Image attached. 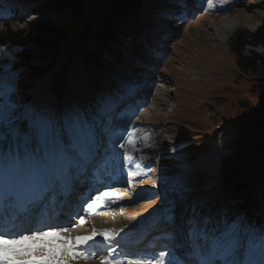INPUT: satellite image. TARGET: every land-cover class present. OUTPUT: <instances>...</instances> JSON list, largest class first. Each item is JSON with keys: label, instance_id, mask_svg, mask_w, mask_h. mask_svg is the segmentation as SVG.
<instances>
[{"label": "rangeland", "instance_id": "1", "mask_svg": "<svg viewBox=\"0 0 264 264\" xmlns=\"http://www.w3.org/2000/svg\"><path fill=\"white\" fill-rule=\"evenodd\" d=\"M24 1L14 0L4 6L6 12L0 13V32L4 31L6 24L14 32L25 29L28 22L48 20L58 32L51 42L53 55L45 57L44 61L52 59L55 71H58L60 62L66 59L64 57L80 54L78 35L81 28L86 22L96 25L105 5V0H83L80 9L67 11L76 16L74 25L67 30L50 19L64 10L49 13L47 9H38V1ZM143 1L146 7L143 6L137 22L121 17L119 24L123 32L139 33L150 37L151 41L143 46L144 50L138 55H133L123 44L130 36L120 32V40L113 36L112 41L122 44L125 51L116 60L117 68H107L102 86L100 83L95 87L102 91L97 99L108 94L113 98L111 121L116 136L124 131V124L135 114L139 118L134 119L133 124L140 126L137 134L151 133V137L149 143L140 141L139 151L131 161L118 154L112 155V152L119 153L121 150L112 149L108 142L109 153L102 155L88 172H97V179L104 184L102 176L110 171L112 174L118 170V174L127 181V173L132 171L135 173L132 183L129 186L123 180L119 186L112 187L109 190L113 193L112 204L105 209L99 208L89 220L92 224L87 222L89 217L85 216V225L74 230L80 228V234L88 233L92 227L112 230L118 232V236L122 235L124 240L142 236L143 246L149 240L163 236L169 247H179L178 241L185 237L184 217L187 219L193 212L212 216L227 212L225 206L221 208L225 199L234 202L236 198L241 200L244 197V188L237 185L252 186V191L246 193L249 199L246 205L250 207V197H254L258 203L255 204L258 215L263 217L260 222L264 223V119L258 122L247 119L244 116L246 109L239 105L240 102L255 104L259 92L250 88L248 76L236 70L235 58L229 49V41L235 32H254L264 21V0H232L233 5L226 13L205 11L207 6L205 8L203 3L206 0ZM16 8L19 10L14 12ZM17 12L21 13L20 16L29 13L26 17L18 18ZM33 48L36 50L37 46ZM16 50L15 47H8L0 51V68L5 84L9 82L10 73H15L9 71ZM250 51L264 55L263 48L252 46L245 49L244 55ZM78 62L80 69L82 58ZM68 74L73 75L70 71ZM85 76L90 75L85 71ZM18 77L21 81L19 87L24 82V91L30 95L28 101L37 107L62 109L74 104L87 105L93 94L83 86L86 97L82 99L81 96L78 102L68 91L65 97L56 94L54 89H60L55 83L58 79L56 75L48 74L37 80H29L24 74ZM128 86L134 89L131 95L124 92ZM111 88L116 94V102ZM158 97L162 99L163 106L155 113L148 112L147 107L152 106ZM60 98H64V101L59 102ZM143 112L146 115L141 116ZM166 128L170 132H166ZM104 162L107 167L115 165L118 169L107 170ZM147 165L152 166L151 171ZM181 166H186V176L191 186L183 196L175 190ZM80 181H87L86 174L77 178L69 193L83 189ZM88 197H84V200H88ZM76 204L80 206L81 202L77 201ZM65 209L72 212L70 202H66ZM126 209H129V213L125 214ZM170 209L176 210L177 224L169 222ZM48 210L52 212L53 209L49 207ZM78 210L81 212V207ZM105 214H114L111 222L102 219ZM97 217L101 218V222H94ZM53 219L63 221L61 215ZM102 222L106 226L105 223L109 222L112 229L96 226ZM172 233L177 236L175 243ZM118 236L116 239L120 242ZM97 260L100 261L94 259L87 263Z\"/></svg>", "mask_w": 264, "mask_h": 264}, {"label": "snow or ice", "instance_id": "2", "mask_svg": "<svg viewBox=\"0 0 264 264\" xmlns=\"http://www.w3.org/2000/svg\"><path fill=\"white\" fill-rule=\"evenodd\" d=\"M206 3L205 11L211 10L212 0ZM18 79L17 73H10L5 84L0 74V218L23 214L31 226L17 230L14 225L6 229L0 224V264H79L94 259L100 264H121L115 256L118 232L92 227L88 234L73 235L76 227L85 225V216L113 202L111 192L90 194L81 206L83 214L72 218L76 224L54 220L40 210L61 199L78 177L107 155L108 142L112 149L121 150L112 155L134 159L141 139H147L136 135L140 126L133 120L138 115L130 117L116 136L112 97L101 96L91 104L62 109L37 107L20 95ZM133 90L128 86L125 92L131 95ZM147 168L152 170L151 165ZM181 169L175 190L183 196L191 186L186 166ZM134 175L127 173L129 186ZM168 219L177 224L175 209H170ZM171 235L177 242L176 234ZM178 243L182 258L176 264H264V223L247 216L193 212L185 221V237ZM98 246L104 247L103 253ZM128 264H143V258L132 256Z\"/></svg>", "mask_w": 264, "mask_h": 264}, {"label": "trees", "instance_id": "3", "mask_svg": "<svg viewBox=\"0 0 264 264\" xmlns=\"http://www.w3.org/2000/svg\"><path fill=\"white\" fill-rule=\"evenodd\" d=\"M13 1L0 0V13L4 14L6 12V7L4 6ZM34 1H38L37 7L39 10L47 9L49 13H57L63 10L76 11L80 9L83 0H25L24 2L30 3ZM212 3V11L217 10L223 13H226L233 5L232 0H218L217 2L212 0ZM143 6H145L143 0H105V5L103 6L102 14L97 24L92 25L86 22L79 32L78 43L81 46L78 47L80 54H75L71 58L64 57L66 59L60 62L58 71H55L52 59L47 62L44 61L45 57H52L53 55V44L51 42L58 32L56 28L51 26L48 20L28 22L25 24V29L14 32L6 24L4 31L0 32V51L8 47H15L17 49L13 55L14 59L10 61L11 68L9 72L15 71L18 76L24 74L29 80L31 78H36L35 80H37L39 77L48 76V74L56 75L58 79L55 83L60 86V89L54 90L58 96L65 97L68 91L70 95L80 102L81 96L82 99L86 97L82 93V90L86 86L89 88V92H93L89 98L90 101L87 103L88 105L97 100L99 92L102 91L95 86L100 83L102 86V82L106 77L105 71L107 68H117L116 60L122 57L125 47L127 48L126 50L131 51V54L138 55L141 50H144L143 46H146V43L151 41L150 37L148 38L145 35H140L139 33L128 34L120 29L119 18L126 17L137 21L136 18L143 11ZM17 10L16 8L14 12ZM30 11H33V9ZM20 14L17 12V16H20ZM26 15L27 13H24L18 18L26 17ZM140 20L142 19L140 18ZM119 32L130 36L126 42H123L125 47H122V44H115L112 41L114 39L113 36L120 40L118 37ZM35 46H37L36 50L33 48ZM250 46L264 49V21L261 22L254 32H247L245 30L235 32L229 41V49L235 58L236 70L240 74L248 76L250 88L259 92L258 100L255 104L240 102L239 105L246 109L244 116L247 119H253L254 122H258L264 119V55H259L255 51H250L248 55H244L245 49ZM80 58H82L83 65L81 64L80 69H78V59ZM74 62H76L75 65H73ZM68 71L73 73L72 77L68 74ZM85 71L90 75L89 77L85 76ZM0 74L4 75L1 68ZM252 75H255L256 78ZM19 82L21 81L18 80ZM93 82H96V84ZM31 83L33 84V82ZM28 85L30 86L31 84ZM24 86L25 84L23 82L20 87L18 85V89L23 99L28 101L30 95L24 91ZM83 86L84 88H82ZM110 92L115 97L116 94L112 88ZM116 99L117 97H115V102L117 101ZM63 101L64 98L59 99V102ZM237 186L244 188L242 194L244 197L241 200L236 198L234 202H229V199H225V202L221 204V208L226 207V210H223L232 213L234 216H247L251 221L260 223L261 217L258 215L259 212L255 206L256 202L250 206L251 208L247 209L246 207V200H249L246 193L252 189V186L248 185L249 188L246 185Z\"/></svg>", "mask_w": 264, "mask_h": 264}, {"label": "bare ground", "instance_id": "4", "mask_svg": "<svg viewBox=\"0 0 264 264\" xmlns=\"http://www.w3.org/2000/svg\"><path fill=\"white\" fill-rule=\"evenodd\" d=\"M52 21L55 23V24H57V25H59V26H62V27H65L67 30L68 29H70L73 25H74V23H75V21H76V16L75 15H73V14H69V12H67V11H65V12H62V13H60V14H57V15H53L52 16ZM224 22H227V21H224ZM229 24H231V23H229ZM225 33H227L226 31H225ZM165 87H166V85H165ZM125 92V91H124ZM152 106H149V107H147V109H148V112L149 111H151V112H153V113H155V112H157L158 110H159V108L161 107V106H163V103H162V99L160 98V97H158L157 99H156V101L154 102V103H152L151 104ZM145 111V110H144ZM144 115H146L145 114V112H143L142 114H141V116H144ZM140 118H142V117H140ZM166 132H170V130H169V128H166ZM136 135H138V136H140V137H147V139H141V141H144V142H147V143H149V140H150V137H151V133H144V134H136ZM104 167V166H103ZM106 167H107V165H106ZM114 168H117L115 165H112L110 168L109 167H107V170L108 169H111V170H113ZM118 169V168H117ZM116 173H112V174H109V175H106L105 174V178H104V181H106L107 183L104 185V186H102L101 187V189L100 190H103V191H109L112 187H117V186H119L120 185V182H122L123 180H126L125 178H123V176L122 175H120V174H118L119 173V171L118 170H116L115 171ZM110 173H111V171H110ZM167 188V187H166ZM105 189H107V190H105ZM167 190H169L168 188H167ZM109 192H111V191H109ZM112 193V192H111ZM178 193V192H177ZM113 194V193H112ZM179 194V193H178ZM112 203H110L108 206H106V207H101L102 209H105V208H108L110 205H111ZM97 210H99V208L97 209ZM126 213H129V209H126V212H125V214ZM81 214V213H80ZM114 214H105V216H103L102 217V219L103 218H105V220L106 221H109V222H111L110 220H111V217L113 216ZM91 216V215H90ZM183 216H185V215H183ZM116 217V216H115ZM73 217H72V215H67V216H62V220H64V221H62V222H65V223H76V222H74V219H72ZM86 218H88V216H86ZM185 218V219H184ZM183 219L184 220H186V216L184 217ZM100 217H97L95 220H94V222L95 223H99V222H101L100 221ZM116 219V218H115ZM105 220H104V222H105ZM117 220H118V218H117ZM122 220V219H121ZM61 222V221H60ZM108 222V223H109ZM112 222L114 223V221L112 220ZM117 222V221H116ZM128 222V221H127ZM127 222H125V224L127 223ZM151 222V221H150ZM107 222L105 223V224H107V226L106 225H102L103 224V222L102 223H100V225H97L96 224V226H100V228H106V229H112L110 226H109V224H108ZM112 223V224H113ZM111 224V225H112ZM125 224H123V225H125ZM166 224H169V223H166ZM115 226V225H114ZM118 226H120V225H118ZM79 231H80V228H78V229H76V230H74V232H73V234L74 235H76V234H80L79 233ZM86 234H88V233H86ZM80 235H84V234H80ZM49 239H51V237H49ZM97 239H101L100 237H97ZM126 242H129V241H126ZM173 249H174V251H181L180 250V248L179 247H172ZM98 249H99V252L101 253V252H103V246H98ZM179 249V250H178ZM116 251H118L119 253H121V255H123V257H121V258H116V259H118L119 261H121V264H126L127 262H128V260L131 258V257H129L128 259H125V256H126V253L124 252V253H122V251L120 250V249H116ZM141 251V250H140ZM143 251H146V250H143ZM128 252V251H127ZM175 253V252H174ZM145 254H147V252L145 253ZM145 254H142V255H145ZM140 255L141 254H139L138 255V257H140ZM175 257V255L174 254H171L170 256L168 255V258L166 259V260H163V262H162V264H176V260L177 259H175L174 258ZM146 259H150L151 260V255H150V257H148V258H146ZM152 261V260H151ZM147 262H148V260H144L143 259V264H147ZM153 262V261H152ZM79 264H100V261H95V262H91V263H87V262H84V261H80L79 262ZM128 264V263H127Z\"/></svg>", "mask_w": 264, "mask_h": 264}, {"label": "water", "instance_id": "5", "mask_svg": "<svg viewBox=\"0 0 264 264\" xmlns=\"http://www.w3.org/2000/svg\"><path fill=\"white\" fill-rule=\"evenodd\" d=\"M50 19H51V17H50Z\"/></svg>", "mask_w": 264, "mask_h": 264}]
</instances>
